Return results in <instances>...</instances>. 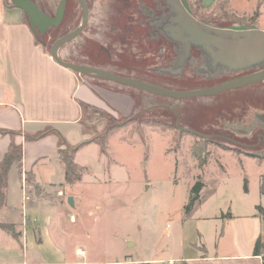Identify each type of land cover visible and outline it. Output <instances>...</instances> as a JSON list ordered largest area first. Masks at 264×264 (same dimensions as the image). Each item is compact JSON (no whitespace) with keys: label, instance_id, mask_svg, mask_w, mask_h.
Returning a JSON list of instances; mask_svg holds the SVG:
<instances>
[{"label":"rangeland","instance_id":"obj_1","mask_svg":"<svg viewBox=\"0 0 264 264\" xmlns=\"http://www.w3.org/2000/svg\"><path fill=\"white\" fill-rule=\"evenodd\" d=\"M32 1L52 19L47 28L37 31L41 43L47 42L42 32L58 30L57 35L61 32L64 36L82 22L78 0ZM234 1L229 5L222 0L214 14L197 13L187 3L190 12L197 14L196 20L209 28L250 29L254 24L257 29L264 28V9L257 18L255 5L236 0L244 6L239 10H249L241 13L235 10ZM85 2L89 23L76 40L61 49L60 58L65 62L137 77L173 91L208 89L264 69L263 63L232 70L216 63L208 50L195 43L186 56L185 43L171 34L174 0ZM52 45L46 48L49 52ZM81 77L130 93L134 101L114 96L111 102L118 114L111 109H83L84 134L91 143L85 141L69 150L73 161L85 169L82 180L73 185L65 182L62 187L71 190L64 197L62 193L45 196L52 201L69 195L77 198L74 206L67 200L64 217L72 214L82 218L83 235L72 242L90 248L92 260L186 264V256L202 252L205 243L212 242L222 219L229 214L256 212L257 206L264 208V81L212 96L178 99ZM125 108H133V112L127 116L119 113ZM171 110L180 113L182 126L201 129L220 122V127L226 121L235 123L239 127L235 139L241 144L220 139L206 144L187 134L181 137ZM109 128L116 133L109 140L108 158L96 143ZM199 157L207 161L202 171ZM199 175L205 183L202 201L184 220V208L193 197ZM128 239L137 246L129 245Z\"/></svg>","mask_w":264,"mask_h":264},{"label":"crops","instance_id":"obj_2","mask_svg":"<svg viewBox=\"0 0 264 264\" xmlns=\"http://www.w3.org/2000/svg\"><path fill=\"white\" fill-rule=\"evenodd\" d=\"M201 1L203 12L219 11L220 0ZM241 1L256 9L261 3L262 14L264 0L254 4V0ZM234 2L236 11H249L239 10L244 6ZM36 28L20 7L6 6L0 0V130L5 132L0 133V162L12 144L24 150L21 172L16 164L9 171L6 203L0 210V220L14 224L20 238L0 229V264H109L92 260L90 248L72 242L83 233L81 217H64L70 195L55 198V202L45 196L62 193L64 197L71 190L62 187L66 181L59 155L61 140L65 142L64 149L66 145L73 149L85 141L91 143L84 134L83 106L117 113L112 98L118 96L132 103L133 97L109 85L94 84L60 66L38 42ZM132 112L133 108L119 110L125 116ZM43 133L46 134L39 139L30 138ZM28 172L35 175L41 190L27 187ZM73 199L76 205L77 198ZM216 229L215 238L205 243L202 252L195 251L183 259L186 264H263L262 258L254 254L257 240H264V220L257 210L229 214ZM127 243L137 246L129 239Z\"/></svg>","mask_w":264,"mask_h":264},{"label":"water","instance_id":"obj_3","mask_svg":"<svg viewBox=\"0 0 264 264\" xmlns=\"http://www.w3.org/2000/svg\"><path fill=\"white\" fill-rule=\"evenodd\" d=\"M181 1L174 0L173 3L175 12L172 15L174 17V24L171 28V34L175 39L185 43L187 46L186 56L190 53L191 44L195 43L208 50L216 63L230 67L233 70L245 69L264 63V31L257 28L246 29L244 27L233 28L228 31L209 28L206 25L200 24L191 14L187 0ZM13 2L27 14L31 23L39 30L42 31L50 25L52 19L32 0H13ZM78 3L83 12L81 24L72 32L59 38L50 49L51 57L55 62L75 73L98 77L149 94L178 99L212 96L264 81L263 69L246 77L208 89L173 91L134 78L123 77L110 71L65 62L60 58L61 49L66 44L76 40L85 31L90 19V11L85 0H78ZM262 118L264 120V115ZM69 204L74 206L73 197L69 198Z\"/></svg>","mask_w":264,"mask_h":264},{"label":"trees","instance_id":"obj_4","mask_svg":"<svg viewBox=\"0 0 264 264\" xmlns=\"http://www.w3.org/2000/svg\"><path fill=\"white\" fill-rule=\"evenodd\" d=\"M2 1L6 6H16V4L13 2V0H2ZM187 1L189 2L190 6L196 10L197 13H199V11L203 10V5H202L201 0H187ZM229 1L230 0H223L224 4L229 3ZM221 2H222V0H220V4H221ZM260 7H261V3H259V6L255 11V15L257 18L260 16ZM194 16L196 18L197 14H194ZM253 27H254V25H253ZM37 31L39 32L41 30L36 28V37H38ZM57 31L58 30H55V31L46 30V31L42 32L44 36H47L46 37L47 42L41 43V41H39L37 38L38 42H40L45 48H47V46L54 44L59 38H61L63 36V34L61 32H60V34L57 35V33H56ZM178 45L181 46V44H179V43H178ZM184 48H186V47H184ZM182 52L184 53V50H182ZM74 64L86 66V64H83L81 62H76ZM91 77L93 79L104 80V79H100L98 77H93V76H91ZM135 79L147 82L144 79H140L137 77H135ZM150 84H152V83H150ZM155 84L156 83H153V85H155ZM83 108H88V107L84 105ZM0 133H5V132L0 130ZM115 133H116V131L114 129L109 128L108 132L105 133L104 135H102L101 140H99L97 142L98 145L100 146L102 154H104L108 158L110 157L109 140ZM45 134L46 133H43L42 135L32 136L30 138H33L36 140V139L43 137ZM64 144H65V142L61 140V148L59 150L60 160L65 166V181H66V183L69 185H73V184L78 183L82 180L83 171L85 169H83V167H81L79 164L75 163L73 161V159L71 158V156L69 155V150H74L75 148L71 149L68 145H66V148L64 149V148H62V146ZM23 154H24V150H23L22 146L12 144L10 147V150L7 153V155L5 156L4 160L2 162H0V210L5 206V203H6L9 171L12 168V166L16 164V165H19L20 172H21V166L20 165H21L22 160H23ZM198 159L200 160L201 157H199ZM206 164H207L206 158L200 160L199 168L201 171L203 170V168H205ZM25 180H26L27 184L32 183V185L35 187V189L37 191L41 190L42 186L40 183L37 182L35 175L32 172H28L26 174ZM204 187H205V183L203 181V178L201 175H199L197 182H196L194 189H193V197L191 198L190 203L184 208V217H183L184 220L189 219L193 215V213L196 211V207L198 206L197 203L202 201V200H200V194H201L202 190L204 189ZM246 189H247V187H246ZM256 210H257V215L264 220V208L262 206H257ZM0 229L8 232L15 239L20 238V233H18L16 231L14 224L7 223V222L0 220ZM254 254H255V256H260L262 258L263 264H264V240H262L261 238H259L256 242Z\"/></svg>","mask_w":264,"mask_h":264},{"label":"flooded vegetation","instance_id":"obj_5","mask_svg":"<svg viewBox=\"0 0 264 264\" xmlns=\"http://www.w3.org/2000/svg\"><path fill=\"white\" fill-rule=\"evenodd\" d=\"M233 28H241V27H236V26H232V27H216L214 29L216 30H232ZM245 28V27H244ZM248 29V28H246ZM211 33H213V31H211ZM211 55V54H210ZM212 57V55H211ZM213 58V57H212ZM230 68V67H228ZM233 70V69H232ZM257 70L255 72H252V73H249L247 75H244V76H240V77H236L232 80H230L229 82L231 81H234V80H237V79H240V78H243V77H246L248 75H251L253 73H256ZM228 83V82H227ZM172 114L176 117V123H175V130L181 134V137L182 135H190L193 139H195V141H198V142H205L206 144H209L211 143L212 144V141L213 140H224V141H227L229 143H237V144H241V142L237 139H235V136L238 132H236L238 129L235 127V123H233V125H231L230 121H226V124L223 125V127H220L221 125V122L219 123L220 125L218 126H213V127H204V128H195L193 125H184L182 126L181 124V115L179 112L175 111V110H171ZM245 145V144H244Z\"/></svg>","mask_w":264,"mask_h":264}]
</instances>
